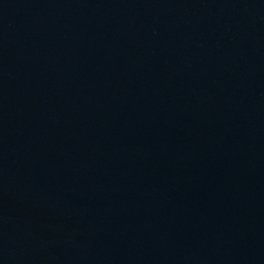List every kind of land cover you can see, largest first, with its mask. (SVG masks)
Returning a JSON list of instances; mask_svg holds the SVG:
<instances>
[{"label": "water", "instance_id": "water-1", "mask_svg": "<svg viewBox=\"0 0 264 264\" xmlns=\"http://www.w3.org/2000/svg\"><path fill=\"white\" fill-rule=\"evenodd\" d=\"M0 264H264V0H0Z\"/></svg>", "mask_w": 264, "mask_h": 264}]
</instances>
